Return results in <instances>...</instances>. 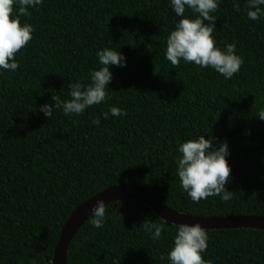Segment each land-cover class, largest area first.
Returning <instances> with one entry per match:
<instances>
[{
	"label": "trees",
	"instance_id": "obj_1",
	"mask_svg": "<svg viewBox=\"0 0 264 264\" xmlns=\"http://www.w3.org/2000/svg\"><path fill=\"white\" fill-rule=\"evenodd\" d=\"M29 11L20 21L33 26V38L16 54L17 70L0 73V264H51L72 211L120 184L141 185L195 215H264V17L248 19L245 0H219L212 13L217 45L234 43L243 59L227 80L165 59L180 19L168 0H43ZM105 47L127 61L110 69L111 99L79 116L54 108L45 117L39 107L54 104L53 95L69 99L70 81L88 83ZM112 105L126 115L105 119ZM200 135L228 144L227 202L193 203L180 187L177 142ZM146 220L162 226L159 239L143 230ZM174 226L141 200L117 201L102 228L89 220L79 230L67 264H168ZM206 232L210 264H264V230Z\"/></svg>",
	"mask_w": 264,
	"mask_h": 264
},
{
	"label": "clouds",
	"instance_id": "obj_2",
	"mask_svg": "<svg viewBox=\"0 0 264 264\" xmlns=\"http://www.w3.org/2000/svg\"><path fill=\"white\" fill-rule=\"evenodd\" d=\"M42 4L43 0H0V73L17 70L15 56L31 41L34 31L31 24L21 23L20 17H30L29 9H38ZM168 4L175 16L180 17L166 38L164 57L173 68L181 62L191 63L200 68H210L226 80L240 71L243 59L236 53V45L230 43L221 48L213 37L215 19L212 13L217 11L219 0H168ZM245 5L248 19L257 21L264 17V0H245ZM186 10H190L193 16H186ZM96 57L100 67L90 70L88 83L70 81L69 99L60 100L53 95L54 104L45 103L39 107L45 117L49 119L54 108L69 118L79 116L86 109L111 99L108 93V85L113 78L110 69L112 66L126 67V57L120 51L107 47L98 50ZM123 115L126 112L114 105L103 113L105 119ZM258 118L264 121V108L259 110ZM99 123V118L93 120V124L98 126ZM213 139L212 136L206 139L205 135H200L177 142L176 173L180 187L193 203L208 197H219L222 202H227L233 193L227 188L231 174L227 159L230 149L226 141L213 144ZM105 218V202L98 200L92 209L90 224L102 228ZM142 227L153 240L161 237L160 224L146 220ZM174 227L172 247L166 257L168 264H210L203 257L208 246L206 230L199 223ZM161 259L165 257L162 255Z\"/></svg>",
	"mask_w": 264,
	"mask_h": 264
},
{
	"label": "water",
	"instance_id": "obj_3",
	"mask_svg": "<svg viewBox=\"0 0 264 264\" xmlns=\"http://www.w3.org/2000/svg\"><path fill=\"white\" fill-rule=\"evenodd\" d=\"M127 199L143 201L164 221L174 225L199 223L205 230L240 228L264 230V215H195L166 206L157 194L141 185L120 184L104 189L72 211L62 228L51 264H67L71 243L83 225L90 220L92 209L98 200H103L107 207Z\"/></svg>",
	"mask_w": 264,
	"mask_h": 264
}]
</instances>
